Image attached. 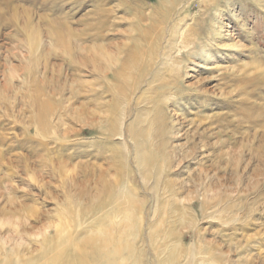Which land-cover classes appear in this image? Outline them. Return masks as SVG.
Instances as JSON below:
<instances>
[{
    "label": "rangeland",
    "instance_id": "374dc122",
    "mask_svg": "<svg viewBox=\"0 0 264 264\" xmlns=\"http://www.w3.org/2000/svg\"><path fill=\"white\" fill-rule=\"evenodd\" d=\"M0 264H264V0H0Z\"/></svg>",
    "mask_w": 264,
    "mask_h": 264
},
{
    "label": "bare ground",
    "instance_id": "6f19581e",
    "mask_svg": "<svg viewBox=\"0 0 264 264\" xmlns=\"http://www.w3.org/2000/svg\"><path fill=\"white\" fill-rule=\"evenodd\" d=\"M114 58V56L112 55V53L111 52H109V51H104V50H102L100 53H96L95 55H94V57H93V60H94V62L96 63H98V61H100V60H104V62H106V64H108V65H111V62H112V60H114L113 59ZM110 69V68H109ZM116 75V74H115ZM118 75V74H117ZM121 79H122V77H121ZM93 118H95V114L94 113H92V119ZM89 121V120H88ZM164 132V131H163ZM105 187V190H108L109 189V186H110V183H105V185H104ZM215 197V196H214ZM191 199H193V198H191ZM129 203V202H128ZM132 205V204H131Z\"/></svg>",
    "mask_w": 264,
    "mask_h": 264
}]
</instances>
